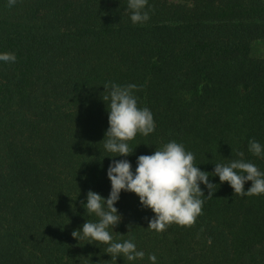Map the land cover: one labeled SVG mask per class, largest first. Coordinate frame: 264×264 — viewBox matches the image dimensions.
<instances>
[{"label":"trees","instance_id":"trees-1","mask_svg":"<svg viewBox=\"0 0 264 264\" xmlns=\"http://www.w3.org/2000/svg\"><path fill=\"white\" fill-rule=\"evenodd\" d=\"M127 0H0V264H264V194H235L228 182L191 226L148 229L155 214L122 191L114 240L133 239L143 259L117 260L105 244L73 237L86 220L89 190L108 197L113 159L150 155L169 141L194 164L251 161L264 144V0H148L150 19L133 24ZM135 84L156 128L128 141L132 154L103 146L109 127L105 84ZM139 145V146H138ZM243 152V157L238 153ZM252 182L247 181L245 190Z\"/></svg>","mask_w":264,"mask_h":264},{"label":"clouds","instance_id":"clouds-1","mask_svg":"<svg viewBox=\"0 0 264 264\" xmlns=\"http://www.w3.org/2000/svg\"><path fill=\"white\" fill-rule=\"evenodd\" d=\"M17 0H8L9 7ZM125 12L133 24H144L150 19L148 0H127ZM17 56L13 52H0V62L14 63ZM107 95L102 99L107 102L109 127L105 132L103 146L107 152L117 157L132 154L128 141L137 134L148 136L156 128L153 113L148 107H139L134 90L135 84L120 85L115 82L105 84ZM139 146V145H138ZM248 151L257 157H264V144L252 138L248 142ZM243 157L244 153H238ZM194 153L186 150L183 143L175 140L156 149L153 154L137 157L135 171L128 159H113L107 169L111 183L108 197L89 190L86 203H82L85 214L94 215L95 221L86 222L73 231V237L85 239L88 243L105 244V253L111 259L123 257L127 261H136L145 257L143 250H138L133 239L114 240L109 229L121 221L116 203L122 191L133 192L139 197L144 208L155 214L148 221V229L163 232L169 224L191 226L202 213L204 191L201 184L209 190L212 197L215 185L209 177H219L221 183L228 182L235 194L243 196L264 194V171L256 164L244 159H232L228 163H214V170H201L194 164ZM251 186L245 190V183ZM148 260L155 264L157 257L149 254Z\"/></svg>","mask_w":264,"mask_h":264},{"label":"rangeland","instance_id":"rangeland-1","mask_svg":"<svg viewBox=\"0 0 264 264\" xmlns=\"http://www.w3.org/2000/svg\"><path fill=\"white\" fill-rule=\"evenodd\" d=\"M253 56L264 57V41L256 42L253 45Z\"/></svg>","mask_w":264,"mask_h":264}]
</instances>
